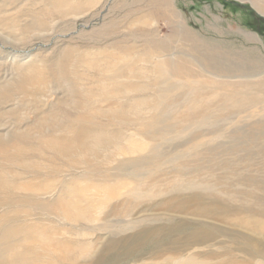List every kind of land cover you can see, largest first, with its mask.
I'll list each match as a JSON object with an SVG mask.
<instances>
[{
	"label": "rangeland",
	"instance_id": "obj_1",
	"mask_svg": "<svg viewBox=\"0 0 264 264\" xmlns=\"http://www.w3.org/2000/svg\"><path fill=\"white\" fill-rule=\"evenodd\" d=\"M184 27L204 43L215 44L222 51L240 52L248 57H254L255 51L264 58V15L249 1L0 0V140L7 144V148L0 150V180L45 193L55 189L42 200L38 199L45 204L42 207L21 203L0 208V262L12 258L17 264L20 261V264H37L36 256L49 257L47 247L42 251L43 241L51 240L53 244L74 243L71 247L77 252L72 262L62 264H99L98 256L105 246L108 251L103 264H202L190 263L191 255L198 256L197 260L205 259L207 264L212 257H229L225 258L227 264H264V254L249 251L246 240L230 231H223L225 233L218 235L208 247L180 249L186 243L188 231L185 228L196 224L163 207L165 202L182 200L185 196L184 192L175 191L167 184L175 177L171 164L150 166L138 179L124 177L123 183L128 186L119 191V201L123 203L116 199L105 202L106 205L98 203L90 210L88 220L78 224L66 222L49 211L69 197L67 186L84 188L87 184L85 180L79 184L73 181L74 173L73 176L53 175L57 173L55 168L66 166L62 159L50 163L49 153H43L45 140L74 144L84 138L132 133L122 129L124 127L108 128L109 121L105 117H89L92 122L80 119L84 112L79 107L85 106L88 112L98 107L87 95L89 88L97 90V85L90 86L91 79H98L101 74L111 76L124 68L128 60L136 58L144 77L140 83L144 86L156 82L153 68L165 59L189 60L196 71L211 80L251 81L236 78L240 75L231 73H214L203 65L205 70H202L192 57L202 60L204 57L191 50L187 37L181 32ZM244 34L247 39L255 35L258 41H247ZM210 56L216 59V54ZM219 60L224 61L225 68L234 61L226 56ZM96 64L104 66L106 71L101 74L93 71ZM150 91H146L149 96L154 93ZM178 93L171 94L174 108L183 106L176 103ZM79 101L83 105L78 107ZM185 136L170 138L169 150ZM135 139L137 143H145L143 138L135 136ZM103 150L97 148L95 154L101 151V158L106 157L108 153ZM88 153V161L93 164L89 175L92 178L88 181L99 184L108 170L101 165V159ZM25 163L37 169L28 170L29 167L22 166ZM38 169L45 172L36 171ZM150 171L153 175L147 176ZM150 180L160 181L158 186L149 188L151 197L132 200L137 183ZM159 192L163 195L156 197ZM2 200L0 197V202ZM85 203L81 205L87 209L89 204ZM116 209L121 216L114 214ZM135 218L139 221L135 222ZM174 225L183 232L172 237ZM145 231L149 237L139 243L141 248L134 247L131 252L126 249L133 244L132 238ZM175 238L179 246L173 248L169 244ZM115 245L121 249L118 251Z\"/></svg>",
	"mask_w": 264,
	"mask_h": 264
},
{
	"label": "bare ground",
	"instance_id": "obj_2",
	"mask_svg": "<svg viewBox=\"0 0 264 264\" xmlns=\"http://www.w3.org/2000/svg\"><path fill=\"white\" fill-rule=\"evenodd\" d=\"M240 1L251 2L254 8L264 15V0ZM186 28L181 32L187 37L186 41L191 50L200 54L197 56L204 57L203 60L192 57L202 70H205L203 65L205 68H211L214 73H231L232 76L240 75L235 76L236 78H248L251 81L211 80L196 71L189 60L165 59L157 62L153 68L152 72L157 76L156 82L144 86L140 83L144 77L136 58L128 60L124 68L111 76L101 74L106 71L101 64L94 65L92 70L99 72L101 77L91 79L90 86L97 85V90L91 87L87 95L91 102L98 103V107L88 112L85 106L79 107L83 105L82 101H79L77 106L84 114L78 116L81 120L105 117L109 121L108 128L124 127L122 129L132 133L129 136L119 132L104 137L84 138L74 144L45 140L43 153H49L50 163L62 159L66 166L64 169L55 168L57 173L53 175L78 174L81 176L76 178L74 175L72 180L78 184L85 180L87 184L84 188L80 185L67 186L69 197L48 209L64 221L78 224L88 220L90 210L98 203L120 200V189L128 186L123 183L126 180L124 177L138 179L144 174L143 170L150 166L171 164L175 177L168 180L167 184L175 191L184 192L185 196L182 200L167 201L163 207L187 217V220L196 224L194 227L185 228L188 234L186 243L180 247L181 250L208 247L218 235L225 233L223 231H230L236 237L242 236V239L246 240L249 251L264 254V84H261L264 80V58L255 51L254 57L240 52L222 51L215 44L204 43ZM247 37L258 41L255 35ZM213 53L216 54L215 60L210 56ZM224 56L234 59L229 66L226 65L227 68L224 61L219 60ZM232 76L228 78L231 79ZM150 90L154 92L151 96L146 92ZM174 92H179L176 95V103L182 104L181 108H174L170 102ZM92 121L93 119L90 122ZM135 136L145 139V143H137ZM182 136H185V139L169 150L168 140ZM6 146L5 141L0 140V150ZM97 148H104L103 152H107V156L101 158V151L95 154ZM15 151L19 152L16 148ZM88 152L101 159V165L108 170L105 174L107 176L100 180L99 184L88 181H91L92 177L89 175L93 171V164L86 156ZM22 166L29 167L28 170L37 169L30 163ZM36 171L42 172L43 169ZM113 174L117 175L114 178L118 179H114ZM146 175L152 176L153 172L150 171ZM159 182L150 180L141 184L139 181L131 194L132 200L151 197L152 192L149 190L158 186ZM53 192L54 188L45 193L0 180V197L3 199L0 208L5 209L21 203H35L42 207L45 204L38 199L42 200L44 195ZM160 192L156 197L163 195ZM127 200H124L125 203ZM85 202L89 204L87 209L81 205ZM114 214L121 216L119 210L114 211ZM138 219L135 218L134 221L137 222ZM173 228L172 237L183 232L181 227L174 225ZM142 234L132 238L133 244L126 249L131 252L134 247L141 248L139 243L149 237L147 231ZM59 243L43 241L42 251L45 252L47 247L49 257L43 255L42 259L36 256L37 264L72 262V257L77 252L73 249L74 246L71 247L74 243ZM169 245L174 248L179 246V242H176L175 238ZM114 248L118 251L121 249L118 245ZM107 251L108 246H105L98 256L99 264L104 263ZM197 257L191 255L189 262L207 264L205 259L197 260ZM225 258L212 257L209 264H227ZM0 264L17 262L10 258Z\"/></svg>",
	"mask_w": 264,
	"mask_h": 264
},
{
	"label": "crops",
	"instance_id": "obj_3",
	"mask_svg": "<svg viewBox=\"0 0 264 264\" xmlns=\"http://www.w3.org/2000/svg\"><path fill=\"white\" fill-rule=\"evenodd\" d=\"M243 37H244L247 41H250V39L248 40V39L245 37V34L243 35Z\"/></svg>",
	"mask_w": 264,
	"mask_h": 264
}]
</instances>
